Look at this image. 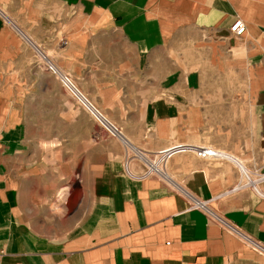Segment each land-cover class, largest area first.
<instances>
[{
	"label": "crops",
	"instance_id": "0c3cea01",
	"mask_svg": "<svg viewBox=\"0 0 264 264\" xmlns=\"http://www.w3.org/2000/svg\"><path fill=\"white\" fill-rule=\"evenodd\" d=\"M38 51L134 148L234 161L128 174L124 143L65 90L46 101ZM240 166L264 173V0H0V264H264V197L233 191Z\"/></svg>",
	"mask_w": 264,
	"mask_h": 264
},
{
	"label": "built area",
	"instance_id": "2783aa9c",
	"mask_svg": "<svg viewBox=\"0 0 264 264\" xmlns=\"http://www.w3.org/2000/svg\"><path fill=\"white\" fill-rule=\"evenodd\" d=\"M246 30L247 28L242 20H237L230 29L231 33L236 37H242L246 33ZM38 58L40 59L44 70L58 78L63 88L74 100L76 105L92 118L94 123L102 132H104L108 137L120 140L124 143L127 149L125 170L128 174L131 175V172L129 171V162L132 160H138L144 166V172L140 177H137L138 179L154 176L162 179L164 182H170L169 176L166 172L168 161L176 155L185 153H193L198 158L203 160L215 159L220 161H234V159L229 154L216 150L212 147L173 144L155 153H148L134 148L125 139L121 128L113 123L104 114V112L100 108H98L86 94L81 91V89L77 86V84L69 74L62 72L51 61L50 58H48L40 51H38ZM244 168L245 167L240 166L241 181L238 186L233 189V191L243 188H250L259 196L264 197V193L261 190V186L264 184V173H261L257 169L249 170L247 168ZM182 194L192 200L193 203L190 209L204 212L212 221L216 222L224 230L243 237V234L236 226L216 215L215 212L212 211L209 206V202H202L196 199H192V197L190 198V196L186 192H182Z\"/></svg>",
	"mask_w": 264,
	"mask_h": 264
},
{
	"label": "rangeland",
	"instance_id": "374dc122",
	"mask_svg": "<svg viewBox=\"0 0 264 264\" xmlns=\"http://www.w3.org/2000/svg\"><path fill=\"white\" fill-rule=\"evenodd\" d=\"M52 61V60H51ZM41 72V77L43 78V79H45L46 81H47V86H48V89H50V91L49 92H47V98H46V101L48 102V103H51V104H54V98H55V94H57L56 93V88H57V90L61 87L63 90H65L64 88H63V86L61 85V83H60V81L58 80V78L57 77H55V76H53L52 74H50V73H48V72H46V71H43V70H41L40 71ZM261 173H263V172H261Z\"/></svg>",
	"mask_w": 264,
	"mask_h": 264
},
{
	"label": "bare ground",
	"instance_id": "6f19581e",
	"mask_svg": "<svg viewBox=\"0 0 264 264\" xmlns=\"http://www.w3.org/2000/svg\"><path fill=\"white\" fill-rule=\"evenodd\" d=\"M245 169V168H244Z\"/></svg>",
	"mask_w": 264,
	"mask_h": 264
}]
</instances>
